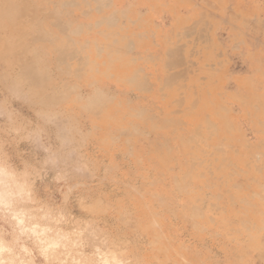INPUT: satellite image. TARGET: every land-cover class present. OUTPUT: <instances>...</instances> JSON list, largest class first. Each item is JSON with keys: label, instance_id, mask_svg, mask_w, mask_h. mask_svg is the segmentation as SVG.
Segmentation results:
<instances>
[{"label": "rangeland", "instance_id": "rangeland-1", "mask_svg": "<svg viewBox=\"0 0 264 264\" xmlns=\"http://www.w3.org/2000/svg\"><path fill=\"white\" fill-rule=\"evenodd\" d=\"M76 1L0 0V155L27 177L31 202L21 207L67 237V264H264V0H175L174 22L164 8L161 24L175 30V149L165 150L161 182L99 164L92 131L115 123L100 110L116 91L95 89L92 103L93 87L78 85L90 71ZM152 189L175 197L158 215L147 202L145 214L124 212L122 195ZM131 223L125 240L107 244L108 225ZM142 225H156L158 240ZM0 235L12 238L6 217ZM28 247L33 264H49Z\"/></svg>", "mask_w": 264, "mask_h": 264}, {"label": "crops", "instance_id": "crops-1", "mask_svg": "<svg viewBox=\"0 0 264 264\" xmlns=\"http://www.w3.org/2000/svg\"><path fill=\"white\" fill-rule=\"evenodd\" d=\"M76 4L82 9L74 16V22L83 33L77 38V45L85 54L86 70L90 71L77 78L78 85L93 87L92 94L86 97L92 103L95 89L114 87L116 91L112 108L103 106L100 110L101 114L106 112L105 119L116 117L115 123L109 120L95 125L92 131L93 144L102 150L99 164L125 167V180L143 181L151 177L161 182L166 175L164 165L170 163L165 150L170 146L175 149V128L168 124L175 119V30H165L161 23L165 7L174 22L175 0H77ZM102 5L108 9L104 11ZM84 7H90L92 12L86 13ZM140 80L146 81L141 90L129 87L139 85ZM131 90L132 96H127ZM118 120L125 124L120 126ZM136 194L141 193L121 196L125 213L145 214L143 208L148 203L150 215H158L165 198L175 197L172 191L164 189H152L148 195ZM183 203L190 207L193 201ZM132 226L133 223L108 225L107 244L116 243L117 238L125 240ZM142 226H146L150 239L158 240L156 225ZM89 241L93 246L94 239ZM59 251L57 264L66 255L63 248ZM146 257L153 262L158 254L147 253Z\"/></svg>", "mask_w": 264, "mask_h": 264}, {"label": "clouds", "instance_id": "clouds-1", "mask_svg": "<svg viewBox=\"0 0 264 264\" xmlns=\"http://www.w3.org/2000/svg\"><path fill=\"white\" fill-rule=\"evenodd\" d=\"M30 202L31 192L27 177L18 174L0 155V217H6L12 224L10 240L0 235V264H33L30 258L32 250L28 247L29 241L39 249L40 255L45 260H49V264H51L50 255L64 247L67 237H62L59 233L55 236L51 235L52 229L34 223L36 216L21 207ZM60 264L67 262L61 261ZM103 264H120V261L109 260L104 261Z\"/></svg>", "mask_w": 264, "mask_h": 264}, {"label": "bare ground", "instance_id": "bare-ground-1", "mask_svg": "<svg viewBox=\"0 0 264 264\" xmlns=\"http://www.w3.org/2000/svg\"><path fill=\"white\" fill-rule=\"evenodd\" d=\"M91 103V102H90ZM195 213V212H194ZM184 218V217H183Z\"/></svg>", "mask_w": 264, "mask_h": 264}]
</instances>
